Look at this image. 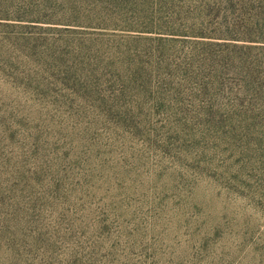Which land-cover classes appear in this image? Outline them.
I'll return each instance as SVG.
<instances>
[{"label": "rangeland", "instance_id": "374dc122", "mask_svg": "<svg viewBox=\"0 0 264 264\" xmlns=\"http://www.w3.org/2000/svg\"><path fill=\"white\" fill-rule=\"evenodd\" d=\"M0 264H264V0H0Z\"/></svg>", "mask_w": 264, "mask_h": 264}]
</instances>
